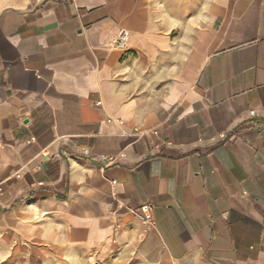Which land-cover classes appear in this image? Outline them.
I'll return each mask as SVG.
<instances>
[{"label":"crops","instance_id":"0c3cea01","mask_svg":"<svg viewBox=\"0 0 264 264\" xmlns=\"http://www.w3.org/2000/svg\"><path fill=\"white\" fill-rule=\"evenodd\" d=\"M0 182L1 254L264 264V0H0Z\"/></svg>","mask_w":264,"mask_h":264},{"label":"rangeland","instance_id":"374dc122","mask_svg":"<svg viewBox=\"0 0 264 264\" xmlns=\"http://www.w3.org/2000/svg\"><path fill=\"white\" fill-rule=\"evenodd\" d=\"M4 250L0 248V252ZM28 248L12 246L5 249V253H0V264H111L109 259L102 260L93 252L82 253L76 249L63 255L57 249H51L42 255L30 254Z\"/></svg>","mask_w":264,"mask_h":264},{"label":"built area","instance_id":"2783aa9c","mask_svg":"<svg viewBox=\"0 0 264 264\" xmlns=\"http://www.w3.org/2000/svg\"><path fill=\"white\" fill-rule=\"evenodd\" d=\"M128 41H129L128 35L125 32H123L117 37V39L114 40L113 45L115 47H119V48H123L124 49V48H126V44H127ZM98 105H100V103H98ZM251 114H254V112H251ZM84 154L88 155L89 153L85 152ZM1 185H2V183L0 182V191H1ZM142 210H143L145 219L147 221H149L151 219V215H150L151 208L148 207V206H145V207H143Z\"/></svg>","mask_w":264,"mask_h":264}]
</instances>
